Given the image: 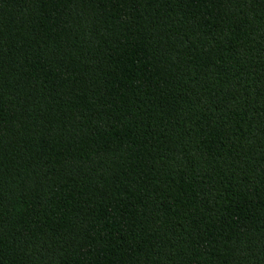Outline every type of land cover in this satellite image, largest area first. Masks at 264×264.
Wrapping results in <instances>:
<instances>
[{"label":"trees","instance_id":"trees-1","mask_svg":"<svg viewBox=\"0 0 264 264\" xmlns=\"http://www.w3.org/2000/svg\"><path fill=\"white\" fill-rule=\"evenodd\" d=\"M0 264H264V0H0Z\"/></svg>","mask_w":264,"mask_h":264}]
</instances>
